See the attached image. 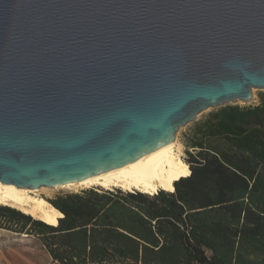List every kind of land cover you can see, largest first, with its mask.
Wrapping results in <instances>:
<instances>
[{"label": "water", "instance_id": "95a60500", "mask_svg": "<svg viewBox=\"0 0 264 264\" xmlns=\"http://www.w3.org/2000/svg\"><path fill=\"white\" fill-rule=\"evenodd\" d=\"M264 91V0H0V182L125 166Z\"/></svg>", "mask_w": 264, "mask_h": 264}, {"label": "trees", "instance_id": "16d2710c", "mask_svg": "<svg viewBox=\"0 0 264 264\" xmlns=\"http://www.w3.org/2000/svg\"><path fill=\"white\" fill-rule=\"evenodd\" d=\"M185 145L170 192L66 194L49 201L55 225L0 207V230L37 239L55 264H264V92L210 112Z\"/></svg>", "mask_w": 264, "mask_h": 264}, {"label": "bare ground", "instance_id": "6f19581e", "mask_svg": "<svg viewBox=\"0 0 264 264\" xmlns=\"http://www.w3.org/2000/svg\"><path fill=\"white\" fill-rule=\"evenodd\" d=\"M179 150L175 140L125 166L55 188L30 190L0 182V206L15 209L44 224L55 225L62 218V214L39 196L44 190L66 189L76 192L79 189L101 187L104 190L119 189L127 193L135 191L146 195L157 190L170 192L173 190L172 181L187 172Z\"/></svg>", "mask_w": 264, "mask_h": 264}, {"label": "crops", "instance_id": "0c3cea01", "mask_svg": "<svg viewBox=\"0 0 264 264\" xmlns=\"http://www.w3.org/2000/svg\"><path fill=\"white\" fill-rule=\"evenodd\" d=\"M0 252V264H55L33 237L0 240Z\"/></svg>", "mask_w": 264, "mask_h": 264}, {"label": "rangeland", "instance_id": "374dc122", "mask_svg": "<svg viewBox=\"0 0 264 264\" xmlns=\"http://www.w3.org/2000/svg\"><path fill=\"white\" fill-rule=\"evenodd\" d=\"M263 92H264L263 90H252L253 100L251 102H249V103L237 102L235 105H239V106L254 105V104H256L258 102L259 94H261ZM213 110H215V109H213ZM213 110H207L205 112H202L201 114H199L196 117V119L192 123H190V124H188V125H186V126H184L182 128H179L177 130V132L175 134V140H176L177 148L180 149L179 151L181 152V158H182L183 162L187 160V155H186L187 147H186L185 144H186L188 138L191 135V132H192V130L194 128V125L196 123L202 121ZM185 165H186V163H185ZM92 188L96 189V188H101V187H92ZM101 189H103V188H101ZM81 191H83V190L79 189V190H76V192H75L74 190H66V189H63V190L62 189H50V190L42 191L39 194V196L43 197L45 200H47L49 202L50 200H54L57 197L64 196L66 194H71V193H79ZM156 192H158V190ZM133 193H138V192L133 191ZM0 207H4V206H0ZM5 238L6 239L10 238V239H13V240H25L28 237L26 235H17V234H13V233H10V232L4 231V230L0 231V240H3Z\"/></svg>", "mask_w": 264, "mask_h": 264}]
</instances>
